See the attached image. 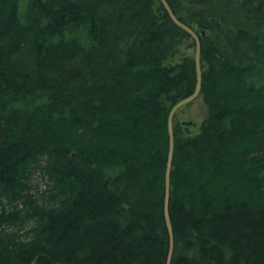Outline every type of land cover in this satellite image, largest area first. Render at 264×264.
<instances>
[{"label": "trees", "instance_id": "16d2710c", "mask_svg": "<svg viewBox=\"0 0 264 264\" xmlns=\"http://www.w3.org/2000/svg\"><path fill=\"white\" fill-rule=\"evenodd\" d=\"M168 1L205 32L209 107L195 135L174 118L172 264H264V0H188L198 28ZM183 34L160 0H0V264H166Z\"/></svg>", "mask_w": 264, "mask_h": 264}, {"label": "rangeland", "instance_id": "374dc122", "mask_svg": "<svg viewBox=\"0 0 264 264\" xmlns=\"http://www.w3.org/2000/svg\"><path fill=\"white\" fill-rule=\"evenodd\" d=\"M221 0H216L219 3ZM194 9V8H193ZM191 4L188 0H182V8L179 10L180 15L190 22L194 27L198 28V23L192 19V15H194ZM195 10V9H194ZM255 13L250 10L249 5L240 8L237 12L239 16V21L246 22L252 21V15ZM233 16L234 13L231 12L228 17ZM235 16V17H238ZM176 62L184 60L186 57L191 58L192 61H195V52H196V43L191 35L187 36L185 34L182 35L178 45L176 46ZM207 63L204 62V69L207 70ZM256 100L260 103L264 104V92L260 93L259 96H255ZM209 115V107L204 101V95L200 94L199 97L192 103L181 108L177 115L175 122L177 125H180L184 130L186 135H195L200 132V127L205 118ZM32 184L34 186L31 191L35 196L42 197L43 194L50 191L49 182L44 178L41 173L34 174L32 177ZM42 199V198H41ZM44 200V201H43ZM42 202L48 204V199H42Z\"/></svg>", "mask_w": 264, "mask_h": 264}, {"label": "water", "instance_id": "95a60500", "mask_svg": "<svg viewBox=\"0 0 264 264\" xmlns=\"http://www.w3.org/2000/svg\"><path fill=\"white\" fill-rule=\"evenodd\" d=\"M161 3L166 8L167 13L170 15L174 23L187 31L193 37L196 43V52H195V67L197 73V81L195 85L194 91L178 101L170 110L168 116V130H169V151H168V159H167V167H166V179H165V202H164V215L165 222L169 233V251L167 256L166 264H172L174 252H175V231L170 215V195H171V173L173 168V157L175 150V132H174V118L176 113L183 108L184 106L194 102L199 95L201 94L202 85H203V66H202V39L201 35H205V32L202 31L198 33V31L190 26L189 24L182 21L179 16L176 15L173 10L171 4L168 0H160ZM201 34V35H200Z\"/></svg>", "mask_w": 264, "mask_h": 264}]
</instances>
